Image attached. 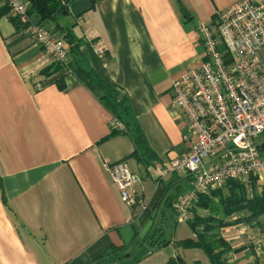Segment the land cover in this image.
Segmentation results:
<instances>
[{
	"label": "crops",
	"instance_id": "0c3cea01",
	"mask_svg": "<svg viewBox=\"0 0 264 264\" xmlns=\"http://www.w3.org/2000/svg\"><path fill=\"white\" fill-rule=\"evenodd\" d=\"M239 1L71 0L67 14L41 24L73 43L62 65L16 30L10 12L0 17V264H210L202 251L174 246L201 233L191 229L195 217L213 220L229 264H264V214L219 226L216 199V211L192 207L186 238L162 245L156 236L190 190L188 177L169 170L190 152L171 82L205 61L199 27H215L216 15ZM96 78L118 95L128 134L111 136ZM120 161L139 179L133 208L103 171ZM237 184L247 200L264 187ZM218 192L227 195L226 185ZM134 255L142 258L134 263Z\"/></svg>",
	"mask_w": 264,
	"mask_h": 264
},
{
	"label": "built area",
	"instance_id": "2783aa9c",
	"mask_svg": "<svg viewBox=\"0 0 264 264\" xmlns=\"http://www.w3.org/2000/svg\"><path fill=\"white\" fill-rule=\"evenodd\" d=\"M4 3L46 57L61 65L67 61L66 43L32 22L28 0ZM198 32L205 61L171 82L173 104L186 123L190 143L187 157L173 160L169 169L190 179V190L173 204L178 224L189 223L201 196L229 182L264 183V142L258 140L264 135V0H240L216 15L215 27L204 24ZM104 53L97 48L95 55L103 58ZM112 130L126 133L116 120ZM103 171L119 198L133 208L138 177L123 161L106 162Z\"/></svg>",
	"mask_w": 264,
	"mask_h": 264
},
{
	"label": "trees",
	"instance_id": "16d2710c",
	"mask_svg": "<svg viewBox=\"0 0 264 264\" xmlns=\"http://www.w3.org/2000/svg\"><path fill=\"white\" fill-rule=\"evenodd\" d=\"M69 2H71V0H35L30 4L29 16L31 17L33 15L37 20V24L53 22L57 16L60 17L61 15L67 14L68 5L70 4ZM8 12L9 9L7 7L5 10H1L0 17L6 16ZM10 20L16 30L21 28L17 21L12 19V17ZM66 43H68L71 49H74L73 43H71L70 40H67ZM94 82L102 92L101 94H103V107L110 112L113 120H116L123 125L126 132L125 134H128L127 125H124L121 119V114L123 112L122 104L118 101V95L115 93V90L110 85L97 78ZM57 87L59 90H63L64 86L61 81H57ZM110 133L111 136L121 134L115 130H112ZM226 187L228 189V193H226L227 195H223L221 192L217 191L209 194V196H201L196 203V208L213 211L216 208L214 207L212 200H218L221 203L219 207H221V210L223 211V219L218 221L219 226H222L223 221L231 219L234 215L243 212L247 213L250 219L259 218L264 214V189L259 196L247 200L245 193H243L245 192V189L242 185L235 182H229L226 184ZM194 219L195 220L191 224V229L195 232L196 229L202 228L201 233L196 235L195 240H185L174 243L175 248L202 251L208 258L207 260H209L210 264H229L225 259L230 249L220 235L216 233L218 231L213 226V220H211V218L201 219L198 217H195ZM168 244L169 243L163 242L162 245ZM166 264H183V262L180 258H176L167 261Z\"/></svg>",
	"mask_w": 264,
	"mask_h": 264
},
{
	"label": "rangeland",
	"instance_id": "374dc122",
	"mask_svg": "<svg viewBox=\"0 0 264 264\" xmlns=\"http://www.w3.org/2000/svg\"><path fill=\"white\" fill-rule=\"evenodd\" d=\"M260 141H264V135L260 136L258 139ZM264 188L260 187L257 188V190H260V193L263 191ZM248 195H251L250 191H252L249 187L246 189ZM244 193V192H243ZM258 193V192H257ZM221 204V203H220ZM220 204H218L216 207H219ZM221 208V207H219ZM214 217L218 216V221L220 219H223V211L221 210L219 214H213ZM195 220V219H194ZM193 220V221H194ZM174 221H176V218L172 216V214L168 215L165 218L164 224L162 225L160 232H158L157 240H160L161 243L166 242L169 243L173 240L183 239L186 238L185 236L189 233V228L186 224H179L177 225ZM169 253V252H168ZM140 255H134L132 262H137V260H140L142 258Z\"/></svg>",
	"mask_w": 264,
	"mask_h": 264
}]
</instances>
